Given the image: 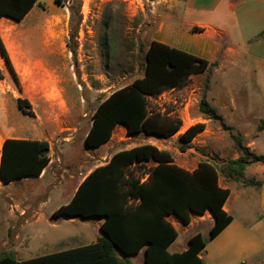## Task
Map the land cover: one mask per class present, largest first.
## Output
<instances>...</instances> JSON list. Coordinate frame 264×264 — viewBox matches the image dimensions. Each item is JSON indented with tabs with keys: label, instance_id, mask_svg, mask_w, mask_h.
<instances>
[{
	"label": "rangeland",
	"instance_id": "374dc122",
	"mask_svg": "<svg viewBox=\"0 0 264 264\" xmlns=\"http://www.w3.org/2000/svg\"><path fill=\"white\" fill-rule=\"evenodd\" d=\"M81 1L83 19L84 14L86 16L85 20L82 19L78 39L76 67L79 76L75 74L74 60L66 46L69 12L55 0H42V11L39 10L40 14L34 19L36 23L32 25L36 27L26 37V50L34 52L32 57L28 55L16 59L12 52L10 59L16 76L1 57L0 89L4 88L5 91L0 90V128L8 129L15 136L47 138L52 147V177L0 188V252L21 242L15 240L17 231L20 230L24 238L30 234V229L22 230L19 227L17 214L11 211V200L19 197L27 199L24 206L29 211L36 210L43 220L34 231L43 235L44 239L32 241L26 238L23 241L31 249L28 256L35 257L91 243L85 238L88 232L93 237L98 233L94 222L56 219L52 215L71 200L69 198L74 189L90 170L105 164L120 149L153 144L172 152L177 163L185 164L190 169L202 159L221 164L243 153L245 139L237 128L222 120L204 121L209 115L200 110L201 98L205 97L209 103L222 101L218 82L225 73L218 72L212 76V70L193 74L181 89L168 90L160 97L151 98L152 108L171 111L181 118L184 127L175 136L161 139L144 134L130 135L124 128H117L111 140L98 149L86 148L84 139L101 99L144 75L145 52L157 30L161 5L169 4L176 18L185 17L188 11L183 6L185 0ZM2 34L12 50L6 32ZM46 36L53 40V45L46 49L47 53L42 41ZM248 78L244 82L258 88V83ZM236 84L232 93L234 99L248 100L251 105H257L263 99L264 92L254 94ZM18 98L28 101L25 110L19 108ZM198 122L206 123V130L195 138L191 148L182 152L178 135ZM254 122L252 120L253 128ZM1 141L0 158L3 137ZM153 165L154 162H142L131 166L130 171L145 180L146 173ZM176 226L180 228V225ZM201 232L205 235L208 233L204 229ZM183 236L184 232L181 231L175 243L182 242ZM45 241L50 244H44ZM170 249L173 250L174 245Z\"/></svg>",
	"mask_w": 264,
	"mask_h": 264
},
{
	"label": "trees",
	"instance_id": "16d2710c",
	"mask_svg": "<svg viewBox=\"0 0 264 264\" xmlns=\"http://www.w3.org/2000/svg\"><path fill=\"white\" fill-rule=\"evenodd\" d=\"M37 2L0 0V18L7 16L21 21ZM55 2L69 12L66 46L74 60L75 74L79 76L76 63L83 19L82 1ZM192 30L202 29L192 27ZM0 54L16 76L1 34ZM216 65L189 52L151 41L145 52L144 75L101 99L85 136V146H102L111 139L118 125L125 126L130 135L144 134L161 139L175 136L182 127L181 118L171 111L152 108L151 98L185 87L193 74L206 72ZM17 103L25 110L28 101L18 98ZM199 106L203 113L221 118L205 97L201 98ZM205 130L204 122L188 127L178 135L179 149L185 152L191 148L194 139ZM50 152V144L45 140L5 139L1 179L9 183L40 175L51 162ZM254 161H264V156L255 155L245 147L237 158H229L221 164L202 159L195 169L187 170L175 163L172 152L153 144L120 149L107 163L89 172L71 200L52 215L56 219H102L103 235L96 242L24 261H17L12 252H4L0 255V264H133L130 256L143 248L145 264H205L200 255L208 240L232 220L224 210L230 190L222 188L219 179L221 176L243 178L246 168ZM142 162H154L145 180L130 171L131 166ZM206 211L214 217L208 238L197 233L189 239L185 251L171 253L168 248L177 239L178 231L167 217L175 215L183 224H188L192 214L203 215Z\"/></svg>",
	"mask_w": 264,
	"mask_h": 264
},
{
	"label": "crops",
	"instance_id": "0c3cea01",
	"mask_svg": "<svg viewBox=\"0 0 264 264\" xmlns=\"http://www.w3.org/2000/svg\"><path fill=\"white\" fill-rule=\"evenodd\" d=\"M183 4L188 12L185 17L180 18H176L172 14L174 12L170 11L169 4L161 5L162 12L158 15V27L154 32L152 41H159L170 47L194 54L210 63H217L210 70H212V76L218 72L225 73L221 82L217 81L220 85L218 90L222 92V101L219 103L210 102L209 104L216 109L221 118L209 116L204 121L222 120L224 123L234 126L245 139L242 148L247 147L255 155L264 156V128L260 129V127H264V97L263 99L259 98L257 105H251L248 100L234 99L232 94L237 87L236 83L239 87H245L247 91L254 94L257 91L264 92V34H262L264 33V0H185ZM41 5L42 0H38L21 21L13 20L7 16L0 18V34L10 58L12 52L16 59H23L34 53L26 50V37L32 32V28L36 27L32 25L36 23L34 19L40 14L39 10L42 11ZM192 27H199L202 30L193 31ZM3 31L6 32L12 50L3 37ZM42 41L44 51L47 53L46 49L53 45V40L46 36ZM1 57L0 54V61ZM246 77L253 78L258 83V88L247 85L244 82ZM1 89L5 91L4 88ZM252 120L255 121L254 128L252 127ZM118 128L127 130L123 125H118ZM0 137H3L4 140L7 138L45 140L49 142L50 148H52L47 138L15 136L8 129L0 128ZM98 148L89 149L96 150ZM241 154L243 153L240 152ZM175 163L177 162L175 161ZM50 164L38 176L24 177L9 183H5L0 177V188L32 179L49 180L52 177ZM177 164L187 170H193L197 167L190 169L185 164ZM219 184L222 188L230 190V195L224 204V210L232 216V220L215 237L208 240L200 255L201 258L205 264H264V161L252 162L246 168L243 178L228 180V178L220 177ZM77 187L74 189L73 195ZM11 202V211L17 214L19 227L22 230L30 229V234L24 238L20 230L17 231L15 240L21 242L5 251L12 252L17 261L34 258L28 256L31 249L28 245H24L23 241L26 238H30L32 241L44 239L43 235L34 231L36 225L42 223L43 220L36 210L29 211V208L24 206L27 199L19 197L14 201L11 200ZM67 219L94 222L98 233L93 237L92 233L88 232L87 238H85L92 241L91 243L96 242L103 235L100 229L102 219L85 220L80 217ZM167 219L177 229L178 237L181 231L184 232L182 242L175 243V240L169 246L168 250L171 253L185 251L189 246V239L197 233L208 238V233L207 235L203 234L201 229L209 232L214 224V217L210 211H206L203 215L192 214L188 224H183L175 215H170ZM177 224L180 225V228L176 226ZM46 242L44 244H50ZM49 242L53 243L54 241ZM173 245L174 249L171 250ZM5 251L0 252V255ZM58 251L62 250L46 252L35 257ZM130 259L133 264H145V249L143 248L139 253L130 256Z\"/></svg>",
	"mask_w": 264,
	"mask_h": 264
},
{
	"label": "built area",
	"instance_id": "2783aa9c",
	"mask_svg": "<svg viewBox=\"0 0 264 264\" xmlns=\"http://www.w3.org/2000/svg\"><path fill=\"white\" fill-rule=\"evenodd\" d=\"M85 16H86V15L84 14V19H83V20H85ZM183 127H184V126L182 125L180 131L182 130ZM117 128H118V127H116L115 130H116ZM115 130H114V132H115ZM114 132H113V134H114ZM194 140H195V139H194ZM146 177H147V174H146ZM146 177H145V179H146ZM142 180H144V178H142Z\"/></svg>",
	"mask_w": 264,
	"mask_h": 264
},
{
	"label": "bare ground",
	"instance_id": "6f19581e",
	"mask_svg": "<svg viewBox=\"0 0 264 264\" xmlns=\"http://www.w3.org/2000/svg\"><path fill=\"white\" fill-rule=\"evenodd\" d=\"M2 148V141H1V137H0V149ZM1 163V160H0Z\"/></svg>",
	"mask_w": 264,
	"mask_h": 264
}]
</instances>
